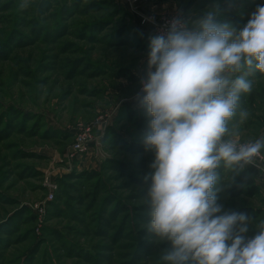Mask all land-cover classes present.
Instances as JSON below:
<instances>
[{"label": "rangeland", "instance_id": "1", "mask_svg": "<svg viewBox=\"0 0 264 264\" xmlns=\"http://www.w3.org/2000/svg\"><path fill=\"white\" fill-rule=\"evenodd\" d=\"M21 2L0 0V264H163L171 245L146 229L154 153L137 99L153 24L173 14L192 23L218 7V22L241 29L264 0ZM248 79L239 109L248 117L238 110L229 125L240 143L264 140V74ZM88 127L87 151L71 158ZM217 171L222 213L251 210L252 238L264 220V169ZM241 171L258 192L230 198Z\"/></svg>", "mask_w": 264, "mask_h": 264}, {"label": "clouds", "instance_id": "2", "mask_svg": "<svg viewBox=\"0 0 264 264\" xmlns=\"http://www.w3.org/2000/svg\"><path fill=\"white\" fill-rule=\"evenodd\" d=\"M218 14L216 7L192 23L174 18L152 37L137 94L150 117L143 144L154 153L144 178L151 180L146 229L171 245L163 264H264V220L246 238L250 218L222 213L215 190L221 165L238 172L264 149V140L240 143L229 127L241 95L252 90L248 77L264 74V5L241 29L218 22Z\"/></svg>", "mask_w": 264, "mask_h": 264}, {"label": "built area", "instance_id": "3", "mask_svg": "<svg viewBox=\"0 0 264 264\" xmlns=\"http://www.w3.org/2000/svg\"><path fill=\"white\" fill-rule=\"evenodd\" d=\"M177 17L180 18V16L177 14L169 15V16L163 18L161 21L153 24L155 36L165 32L167 30L170 22L174 18H177ZM91 139H92L91 129L89 127L88 128H81L80 131L74 137V141H73V144L71 146L70 157L71 158L78 157V156H81L82 154H84L87 151L89 144L91 143ZM252 165H254L257 169H260V170L264 169V161L261 158V155L256 158L255 163ZM262 181H264V180H262ZM50 189H51V191L48 193V195L45 199V202H50L54 198L52 190L56 189V187L54 186L53 188H50ZM41 207H42L41 209H43V206H41Z\"/></svg>", "mask_w": 264, "mask_h": 264}, {"label": "trees", "instance_id": "4", "mask_svg": "<svg viewBox=\"0 0 264 264\" xmlns=\"http://www.w3.org/2000/svg\"><path fill=\"white\" fill-rule=\"evenodd\" d=\"M142 111L146 112V110L143 107H142ZM257 192L258 189L257 186L255 185L253 175L247 173L246 171H241L239 174H237L236 178L233 180L231 187L227 190V195L230 198H238L243 195L252 197L256 195ZM232 212L238 214H244L250 218L252 211L249 209H238Z\"/></svg>", "mask_w": 264, "mask_h": 264}]
</instances>
